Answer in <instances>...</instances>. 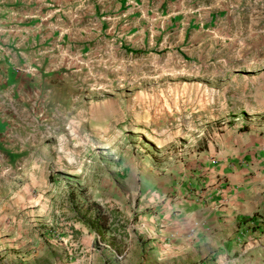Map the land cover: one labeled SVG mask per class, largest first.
<instances>
[{"label": "crops", "instance_id": "crops-1", "mask_svg": "<svg viewBox=\"0 0 264 264\" xmlns=\"http://www.w3.org/2000/svg\"><path fill=\"white\" fill-rule=\"evenodd\" d=\"M190 1L0 0V264L36 254L38 214L90 202L136 220L163 264L264 241V70L238 96L183 92L165 56Z\"/></svg>", "mask_w": 264, "mask_h": 264}, {"label": "rangeland", "instance_id": "rangeland-1", "mask_svg": "<svg viewBox=\"0 0 264 264\" xmlns=\"http://www.w3.org/2000/svg\"><path fill=\"white\" fill-rule=\"evenodd\" d=\"M190 2L191 7L195 3L196 20L193 21L192 16L189 19L188 15H182L186 31L181 38L180 59L176 54L174 57L166 52L165 61H179L183 92L193 88L199 93L206 85L212 89L211 94L215 97L218 90L227 84L229 92L238 96L240 92L237 84L243 82V77H251L254 68L257 71L264 70V0ZM187 6V0H182V12ZM208 78L212 81L206 82ZM166 120L167 127H172V118ZM68 129L69 126L64 128L66 131ZM125 140L130 141L128 136ZM77 206L72 205V210L68 212L58 207L38 214L37 242L33 247L36 248V254L31 256L28 264H163L152 255L153 248L147 247L145 241L139 238L140 235L134 232L136 220L126 221L121 215L116 218V222L123 226L126 233L120 237L125 245L123 252L115 254L105 242L99 241L92 245L93 251H89L91 254L88 256L74 244L80 235L79 228L73 229L71 225L81 215L80 208H75ZM22 217L26 216L22 214ZM251 242L240 246V251L245 249L242 254L224 260L207 255L203 259L166 264H264V241Z\"/></svg>", "mask_w": 264, "mask_h": 264}, {"label": "trees", "instance_id": "trees-1", "mask_svg": "<svg viewBox=\"0 0 264 264\" xmlns=\"http://www.w3.org/2000/svg\"><path fill=\"white\" fill-rule=\"evenodd\" d=\"M244 127L242 128V130ZM241 130V129H240ZM69 198H72L71 193H69ZM93 210V214L87 216V211ZM120 216L119 212L115 210H105L99 204L90 202L85 207V212L79 217H76L86 228L94 232L95 238L93 244L99 243V241L105 242L109 248L115 254H121L125 245L123 246L122 239L120 237L125 236V231L123 226L117 224L116 218ZM254 216H251L246 221H251Z\"/></svg>", "mask_w": 264, "mask_h": 264}]
</instances>
